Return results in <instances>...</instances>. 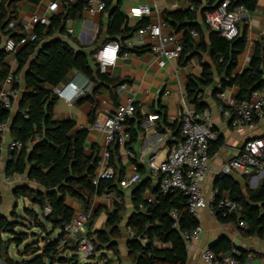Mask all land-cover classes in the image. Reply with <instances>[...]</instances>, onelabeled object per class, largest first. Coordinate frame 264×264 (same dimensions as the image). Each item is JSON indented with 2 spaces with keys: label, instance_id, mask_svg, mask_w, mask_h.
<instances>
[{
  "label": "trees",
  "instance_id": "trees-1",
  "mask_svg": "<svg viewBox=\"0 0 264 264\" xmlns=\"http://www.w3.org/2000/svg\"><path fill=\"white\" fill-rule=\"evenodd\" d=\"M17 1L1 0L0 3V89L3 88L11 69L6 62L9 54L2 44V36L8 35L16 43L27 37L23 26L17 27L16 32L5 31L8 23L18 18L15 6ZM104 1L106 3L104 11L111 12L108 18V34L112 38H128L135 30L146 24V20H143L137 26L129 27L127 16L120 10L122 0ZM188 1L194 5V10L185 8L165 11L163 15L174 28L184 31L183 51L180 57L182 60L189 53L195 55L199 51H206L210 54L211 63H203L201 77H190L186 88L188 100L195 109L200 112L207 109V104L203 101V89L214 85L215 77H219L220 81L219 86L214 85V94L218 95L226 88L236 86L239 89L237 97L239 101L249 99L256 90L264 89V38L256 41L249 68L241 74L234 75L238 58L247 45L246 25L243 32L240 26V34L236 38L228 39L205 23L208 32L206 40L202 26L197 20L199 17L204 19L205 12L214 8L218 2L202 8L199 0ZM237 4H244L249 11H254L258 0H233L232 6ZM83 8L84 4L81 2L65 3L64 9L51 17L49 26H36V38L28 39L16 55V74H22L23 77V96L18 108L12 112L0 103L1 118L13 121L11 139L23 143L22 150L7 162L6 173L26 176L28 181L35 185V187L20 185L16 187L14 194L16 198L27 199L37 206L51 224V227H47L34 207L25 206L24 214L18 213L16 208L10 216L0 214V260L6 264L56 262L79 264L76 254L71 256L64 254L67 248L75 251V243H67L64 250H59L60 240L64 236L63 228L75 215L67 200L77 199L82 205L83 212L88 214L94 205L95 197L113 193L117 197L113 209L100 207L88 223L89 237L95 246L92 257L99 254L102 259L107 260L106 264H115V260L106 258L105 251L112 252L119 261V242L126 239L128 257L132 264H187L188 248L182 233L193 230L199 221L189 212L183 193L177 190L163 193L159 185H150L148 180L143 179L138 185L133 186V212L127 216L123 227L127 206L124 200L125 190L120 186L125 176L120 146L114 144L110 147L111 165L115 170L113 178L101 179L95 184L100 156L97 151L93 154L86 151L88 130L76 129L73 120H60L55 117L54 106L58 95L53 89L67 82L71 72L77 70L94 83L100 81L101 84L97 85L96 89L102 84L110 85L115 100H117L115 90L125 81L113 80L109 73H101L94 57L96 50L88 55L81 49L82 46L76 38L67 33L68 19L74 18ZM192 31L199 33V40L192 37ZM65 34L68 39L62 37ZM78 45L80 48H77ZM83 99H89L94 104V113L96 104L93 98H80ZM90 120L94 121L93 115ZM129 132L131 139L127 146L135 141L136 133L130 128ZM180 132L181 128L177 133ZM219 142L220 138L211 142V155L217 150V145L213 143ZM138 171L140 173L142 171L139 165ZM220 179L217 184L219 193L229 191L230 197L242 205V210L238 215L228 217L217 213L216 218L222 223L236 225L243 235L264 239V177L258 186L255 188L247 186L245 190L229 175H223ZM147 188L154 194V202H149L144 196ZM47 207L51 209L49 214L45 213ZM172 210L177 211V219L172 217ZM102 211L107 214L104 227L93 229L94 220ZM242 221L245 223L244 227L240 226ZM18 226L26 230L38 228L42 236L17 232L15 229ZM58 229L62 230V233L54 238L53 234ZM128 230L133 231V236H129ZM30 235L33 240L22 247ZM12 246L17 248L18 259L10 255ZM235 249H237L235 244L222 240L211 250L220 254L232 253ZM234 254L244 262V256Z\"/></svg>",
  "mask_w": 264,
  "mask_h": 264
},
{
  "label": "crops",
  "instance_id": "crops-1",
  "mask_svg": "<svg viewBox=\"0 0 264 264\" xmlns=\"http://www.w3.org/2000/svg\"><path fill=\"white\" fill-rule=\"evenodd\" d=\"M51 1L52 0H18L15 5L18 18L10 21L5 31L10 32L13 30L16 32L15 29L19 26H23L34 14L46 13ZM87 1L88 0H75L72 2L73 4L78 2L83 3L84 8L77 13L74 18L68 19L66 31L73 38H76L84 52L91 55L92 51H97L105 41L114 38L108 34L109 12L88 13L85 9ZM199 1L202 8L215 5L218 2V0ZM173 2H181L182 5L190 3L188 0H122L120 10L127 16L128 26L135 27L143 20H146V24L135 30L128 38H115L121 43V50L116 64L110 68L111 78L113 80H125L123 82L127 84L125 96L133 97L139 106L136 113L131 116L127 122L128 128L136 133L135 141L129 146L127 145L130 143V140L126 146H120V155L125 168L124 177L133 175L136 170L138 171L139 165L142 171L141 173L138 172L142 177L138 183L144 179L145 181L148 180L149 184L153 186L159 185L160 177L154 175L150 171L147 162L153 155L156 156L157 161L165 160L172 145L176 144L182 138L181 132L178 134L177 131L181 128L183 106L184 104H190L195 108L187 97L186 88L189 78H200L202 75V64L211 63L209 52L199 51V53L195 55L189 53L184 60L181 58L167 60L166 64L162 66L160 64V58L154 55L150 50V38L147 35H138V30L150 22L157 23L163 21L166 24L164 30L166 32H174L176 35V43L182 44L184 31L174 28L163 15L165 11L175 10L171 9V4ZM139 4H148L153 7L151 15L143 16L142 18L131 17L129 15L130 8ZM63 9L64 5L61 6L59 12ZM197 22L201 24L205 39L208 40V32L204 19L199 17ZM244 25L247 27V45L245 51L238 58V65L234 70V75L241 74L249 68L250 61L254 55L256 41L264 38V0H258L256 9L254 11H249L248 18L241 25V32L244 31ZM26 35L27 37L23 38L22 41L18 43L17 51L8 55L6 58V62L12 64L14 68H17L16 55L18 51L29 39L27 33ZM7 37L8 35L2 36L3 46ZM62 37L67 38V34L62 35ZM77 48H80L79 45ZM69 80H74L80 86L84 84V77L77 70L69 74L68 81ZM219 81V77H215V84L218 86ZM99 84H101L100 81L97 83L90 81V87L86 89L84 94L76 97L74 91L68 87L67 82L62 83L58 86L62 94H57L58 100L56 101L54 110L57 119L75 121L76 129L78 130L86 128L88 130L86 151L88 154H93L94 151H97L100 156L104 146L103 134L97 130L89 129L92 123L90 120L91 116L93 115L94 120H96L102 119L106 115L113 114L122 101L125 100V97L124 95H119L116 89L115 94L117 95V100H115L113 92L110 90V85L102 84L96 89ZM214 85L203 89V101L207 104V110L211 114L214 131L218 133L220 138L218 144L213 143V145H217V150L210 157L208 172L202 183V190L208 200L214 198L215 190L218 189L217 184L223 175L232 177L244 190L247 186L255 188L264 177L258 174V170H254L250 173H223L224 164L236 157L248 141L264 137V123H259L254 129H235L232 127L229 123V119L223 116L218 110L220 101L217 95L214 94ZM22 86L21 84L20 93L23 90ZM224 92L228 100H236L239 89L236 86H232L226 88ZM81 97L93 98L96 104L94 113V104L89 99L80 100ZM17 108L18 101L15 102L13 112H15ZM149 115H160V117L155 121L153 128L145 129L142 123ZM6 135L9 139L11 138L10 131ZM127 150L131 152V155L126 152ZM6 164L7 162L0 168V193L2 201L3 198L6 197V207L2 209V204L0 205V214L10 216L15 208L18 212L17 207L19 206L20 200L23 202L22 209H24L28 203H31L27 199L16 198L14 194L16 187L20 185L35 187V185L28 181L26 176H20L19 174L8 175L6 173ZM133 189V187L124 189L126 206L127 208L131 207L128 210L129 213H127V216L133 212ZM223 193L230 194L229 191H222V194ZM149 195L154 196L152 191L147 188L144 192V196L147 197ZM116 198V195L113 193L95 197L94 205L88 213L90 217L89 221H91L92 215L99 210L100 207L112 210ZM67 203L74 209L75 213L83 212L82 205L77 199L69 198ZM31 206L36 207L32 203ZM99 216L94 220L93 229L101 228L102 223L105 224L107 214L105 220L103 218L100 219ZM127 216L125 217V221L127 220ZM198 221L203 231L200 238L194 242L193 246L188 248L187 264H206L201 257V252L204 249H212L216 243L222 240L230 241L235 244L237 247L235 250L240 256H244L245 264H264V239L257 236L243 235L236 225L220 222L212 214L210 208H205L200 211ZM127 232L129 234L130 230ZM61 233L62 230H56L54 233L56 235L55 237L59 236ZM69 244L73 243L69 242ZM160 246H164V244H160ZM12 248L17 254V248L15 246H12L11 249ZM64 249L65 246L59 247L60 251ZM119 250L120 261L115 259L112 252H105L113 255L112 259L115 260V264H132L128 257L126 239L120 240ZM64 254H67L66 256H71L76 254V252L71 248H67ZM106 256V258H109L108 255ZM109 259L112 260L111 258ZM4 263L5 262L0 260V264Z\"/></svg>",
  "mask_w": 264,
  "mask_h": 264
},
{
  "label": "built area",
  "instance_id": "built-area-1",
  "mask_svg": "<svg viewBox=\"0 0 264 264\" xmlns=\"http://www.w3.org/2000/svg\"><path fill=\"white\" fill-rule=\"evenodd\" d=\"M66 2L75 0H52L48 10L44 14H34L31 19L23 24L24 31L28 34L29 39L36 38L35 28L38 25L49 26L51 17L58 13L61 6ZM237 1V0H236ZM233 0H218V4L205 12V23L213 30L220 33L221 36L234 39L240 34V26L249 16V10L244 4L232 6ZM1 3V0H0ZM106 8L104 0H88L85 9L90 14L102 12ZM194 10L191 3L182 5L181 2H173L171 9ZM153 7L148 4H139L129 10V15L135 18L151 15ZM166 24L161 21L157 23L150 22L138 30L139 36L147 35L150 38L151 52L160 58V64L164 66L167 60L180 58L183 46L176 43L174 32L164 30ZM194 39H199V33L192 31ZM5 51L10 55L18 49V43L7 37L4 43ZM121 43L116 39L105 41L95 52V58L99 64V70L103 74H110V68L114 66L120 55ZM10 72L6 76L3 88L0 89V103L12 112L14 111L15 102L20 94V86L23 81L22 74H16V68L9 64ZM82 74V73H81ZM83 75V74H82ZM84 77V84L78 85L74 80L67 81V85L74 91L76 97L84 94L90 87V81ZM56 94H62L59 87L53 89ZM127 84L122 83L117 88L119 95H124L125 100L117 107L113 114L106 115L102 119L94 120L90 128L103 134V149L100 154L94 183L98 184L101 179H111L115 174L114 167L111 165V149L114 144L126 146L131 138V133L127 122L138 110V104L133 97L125 96ZM220 105L219 112L229 119L230 125L235 129H254L259 123H264V89L252 92L251 97L247 100H228L225 92L217 95ZM159 115H149L142 125L145 129L153 128ZM9 120L0 116V168L11 160L14 155L23 148V143L18 140L9 139ZM181 136L182 138L172 147L168 156L163 161H157L156 156L149 158L147 166L150 171L160 177V190L163 193L170 191H180L186 198L187 206L191 215L198 220L201 210L210 208L212 214L216 217L220 213L223 217L238 215L242 210V205L233 200L230 194L219 193L215 190V196L208 200L202 190L207 172L208 163L211 157V142L219 138L214 131L211 114L206 109L197 111L190 104H184L181 116ZM129 155L131 152L127 150ZM258 170V174L264 176V137L248 141L239 151L238 155L223 166V173L232 172L250 173ZM141 179V174L136 170L133 175L124 177L120 186L123 189H130L135 186ZM149 202H154L155 197L149 195L146 197ZM51 209L47 207L45 213L49 214ZM174 219H177L176 210L171 211ZM89 215L84 212L75 213L72 220L63 228V238L60 240L59 247H64L67 243L76 244L75 252L88 257L94 254L95 246L89 237ZM175 225H177L175 223ZM244 227L245 223L240 222ZM203 229L200 223L191 231H184L182 236L186 242L187 248L193 246L202 233ZM130 230L129 236H133ZM234 253L216 254L211 249H204L201 257L206 264H245ZM67 254H65L66 256Z\"/></svg>",
  "mask_w": 264,
  "mask_h": 264
},
{
  "label": "rangeland",
  "instance_id": "rangeland-1",
  "mask_svg": "<svg viewBox=\"0 0 264 264\" xmlns=\"http://www.w3.org/2000/svg\"><path fill=\"white\" fill-rule=\"evenodd\" d=\"M127 202H128V201H127ZM5 207H6V197L3 198L2 205H1V208H2V209H4ZM22 207H23V202H22V200H20V201H19V206L17 207V210H18L19 213L24 214V213H23V209H22ZM27 207H32V206H31V203H28V204H27ZM34 208L39 212V217H40V219L43 221V223L46 224L47 227H51V224L48 223L47 220L44 218V216H43V214H42V211H41L37 206L34 207ZM129 208H131V207H128V208L126 209L125 213H124V219H125V217L127 216V213H129V212H128ZM99 218H100V219L103 218V219L105 220V218H106V214H105V212H102V213L100 214ZM124 222H125V220L122 222L123 227H124ZM96 223H98V222H96ZM102 227H104V223H102ZM15 230H16L17 232H28V233H30L31 235H32V233L40 232L38 228H34V229H31V230H26V229H24V228H22V227H19V226L16 227ZM31 235H30V237H29L27 240L24 241V243L22 244V247H23L24 245H26L27 243H29V242H31V241L33 240V237H32ZM55 236H56V235L53 234V237H54V238H55ZM76 255H77V262H79V264H105V262L107 261L106 259H101V260H99V259H98L99 254H98L97 256H94V257H92V256H88V257H86V256L82 255L81 253L76 252ZM106 255H108V257L111 258V259L113 258V255H112V254H108V253H106ZM11 256H12L14 259H18V258H19L18 255L15 253V251H14L13 248L11 249ZM105 260H106V261H105ZM120 260H121V259H119V261H120ZM55 264H59V263L56 262Z\"/></svg>",
  "mask_w": 264,
  "mask_h": 264
},
{
  "label": "water",
  "instance_id": "water-1",
  "mask_svg": "<svg viewBox=\"0 0 264 264\" xmlns=\"http://www.w3.org/2000/svg\"><path fill=\"white\" fill-rule=\"evenodd\" d=\"M111 14V12H109V15ZM22 83H23V81H22ZM23 85V84H22ZM22 89H23V86H22ZM22 96H23V93H22V91H21V93L19 94V97H18V104H19V102H20V100L22 99ZM12 124H13V121L12 120H9V131L11 130V128H12ZM8 131V132H9ZM35 234L37 235V237H41L42 236V233L41 232H35ZM45 238V237H44ZM98 259L99 260H101L102 259V256L101 255H99L98 256ZM5 264V263H4Z\"/></svg>",
  "mask_w": 264,
  "mask_h": 264
}]
</instances>
